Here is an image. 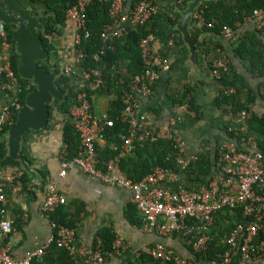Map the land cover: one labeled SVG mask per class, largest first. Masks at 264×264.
I'll return each instance as SVG.
<instances>
[{
	"label": "built area",
	"instance_id": "built-area-1",
	"mask_svg": "<svg viewBox=\"0 0 264 264\" xmlns=\"http://www.w3.org/2000/svg\"><path fill=\"white\" fill-rule=\"evenodd\" d=\"M96 1L108 5L109 22L102 27L98 37L101 45L91 42L86 27V10L93 0H77L65 12V18L73 26L75 35L69 61L59 63V69L62 76L74 86L75 97L69 116L78 135L79 148L73 157L68 156L66 147L61 150L57 178L65 177L68 170L75 167L103 185L129 190L131 202L141 214L143 230L161 236L178 235L195 254H202L206 250L215 217L224 210L232 212L241 208L242 221L228 233L226 249L218 262L197 261L194 264H232L234 259L237 264H260L264 260V155L252 140L245 144L235 139H226L218 146L217 175L198 188L188 190L179 184L178 173L198 160L196 154L186 153L185 142L176 134L179 118L173 117L165 127H160L142 111L143 103L153 97L154 85L171 68L170 58L159 45L160 39L155 32L150 31L140 41L142 71L120 88L121 110L116 119L126 127L118 136L120 153L110 159L104 169L99 168L97 141L103 138L107 129L113 127L114 120L108 112L96 115L92 110V99L95 92L104 87V81L100 69L85 65L89 57L86 48L95 50L90 57L93 62H98L107 49H112L115 41L124 38L129 31L145 26L157 15L159 0H142L134 7L126 6L122 0ZM198 7L193 18L204 27H212L211 23L205 22L203 11ZM244 21L253 25L264 42V9H254ZM2 25L0 23V134L14 124L18 112L15 109L22 89L11 68L12 46ZM220 34L229 43L236 39L232 29L227 26L222 27ZM44 39L55 49V35L52 32L44 34ZM176 40V36L171 35L163 44L173 47ZM54 53L57 56V49ZM227 71V57L215 49L210 61L209 76L218 85L215 91L217 99L233 93L231 88L221 84ZM261 94L264 98V88ZM110 101L111 106L112 99ZM251 116L249 110L236 112L231 125L227 127V133L239 137ZM158 140L170 142L178 172L155 168L141 181L133 182L117 171L120 154H131L135 143ZM3 168L0 164V216L5 213L6 184H11L22 175L19 170L4 175ZM161 183H169L171 187H163ZM56 185L55 180L48 181L39 207L41 215L50 222L51 227L49 237L41 246L28 251L21 258L15 257L8 242L13 232V223L8 219L0 221V264H32L52 246L65 250L72 264H105L99 239L90 247L78 246L73 229L51 221L56 209L65 204V198L59 194ZM115 241L117 247L123 246L121 240ZM141 253L166 263L190 264L162 244L146 246Z\"/></svg>",
	"mask_w": 264,
	"mask_h": 264
},
{
	"label": "crops",
	"instance_id": "crops-1",
	"mask_svg": "<svg viewBox=\"0 0 264 264\" xmlns=\"http://www.w3.org/2000/svg\"><path fill=\"white\" fill-rule=\"evenodd\" d=\"M122 1L126 6H130L132 3V0ZM182 1L159 0L158 2V13L153 20L155 22L154 32L160 39L159 45L164 50L170 51L169 56L166 55L170 58L171 68L154 85L153 97L143 103L142 111L151 120L156 121L160 127H165L173 117L179 118L180 123L175 131L185 142L186 153L197 156L208 155L213 164L211 174L213 178L218 174V146L222 141L228 139L225 135V128L227 131V127L231 125L235 116L230 105L221 108H217L215 105V91L218 85L209 76V64L214 57L215 49H219L227 57L230 64L227 71L229 78L237 76L242 80V84H237L240 102L247 103L251 114L261 117H264V98L261 94L264 88V76L263 78H253L248 63L236 58L231 51V47L236 41L242 39L246 33L255 31L251 23L244 21L242 24H238L233 30L236 39L233 43H229L221 35V38H214V35L205 33L204 26L200 25L192 15L191 20L187 23V34L190 39L188 42L179 31L177 24L181 21L182 13L191 2L184 7ZM35 16L42 25V32L43 24L40 22V16ZM175 20V24L171 26L170 21ZM52 33L55 35V49L58 51L55 60L58 64L69 61L71 43L75 35L73 26L66 19L64 24L58 25L56 31ZM171 35L176 36L177 40L173 47H168L163 42L166 37ZM219 41L223 49L217 46ZM203 45L208 46L210 51H206L204 54ZM214 46L216 48H213ZM262 49L264 50V45ZM186 89H189L190 95L183 99L182 95ZM231 89L235 93V90ZM99 96L104 97L103 105H99L98 96L95 94L92 99L93 112L96 115L104 112L109 113L110 100L113 97L108 94ZM190 98H192L195 108L193 110L189 106ZM52 102L49 108L53 107ZM55 111L53 118L48 119V124L44 129L36 132L28 131L23 135L19 155L23 157L26 168L19 160L14 159L19 166L15 164L2 165L4 175H9L17 170L22 172L19 178L14 179L11 184H6L5 213L0 216V221L8 219L13 223V232L8 238L13 255L21 258L28 251L41 246L49 237L50 222L41 215L39 207L43 202L48 181L55 180L59 194L65 198V204L62 206L70 213L75 212L77 208L80 212L73 229L75 243L78 246H92L93 242L99 239L100 230L106 227L111 229L115 240L123 242V246L117 247L115 241L112 253L104 257L105 264H138L137 259L142 249L154 244H162L172 249L181 259L190 264L197 262L190 248L178 235L161 236L143 230L141 225L135 226L130 223L126 216L128 206L133 205L129 190L103 185L75 167L68 170L65 177L57 178L60 171L59 155L64 147L67 149V146L62 135L64 117L59 114V111ZM8 130L0 134V142L4 140L5 145L7 144ZM246 130L247 127L240 137ZM248 140H252L257 145L256 134H251L238 143L246 144ZM104 145V138L97 141L98 148H103ZM116 150L120 153L119 147ZM6 152L8 155L7 145ZM120 157L121 154L118 160ZM116 169L119 172L118 162ZM180 173H178V179L182 186L185 184L200 185L199 182L186 181L184 176H180ZM160 185L171 187L169 183ZM262 194L264 195V188ZM219 214L215 217L213 226L216 219L220 220ZM138 215L141 218L139 212ZM219 223L222 224L223 220ZM226 237L227 235L223 239L224 244ZM200 262L207 263V261L201 260ZM52 264H63V262L60 258H55ZM260 264H264V260Z\"/></svg>",
	"mask_w": 264,
	"mask_h": 264
},
{
	"label": "trees",
	"instance_id": "trees-1",
	"mask_svg": "<svg viewBox=\"0 0 264 264\" xmlns=\"http://www.w3.org/2000/svg\"><path fill=\"white\" fill-rule=\"evenodd\" d=\"M27 1H30L31 4L38 5L42 11L41 16L38 14L35 15L40 16V22L43 24L41 40L42 47L48 53V60L39 63V65L43 67L46 72H51L55 75V86L60 91L64 92L62 102H52L53 107H50L49 119L51 120L53 118V113L55 110L59 111V114L64 117L62 135L64 143L67 146L68 156L73 157L77 154L79 148L78 135L75 133L73 126L71 125L69 116V110L74 102L75 97L74 86L62 76L58 66L47 64L50 60L56 61V54L54 53V47L45 41L44 34L54 32L56 31L58 25L64 24L66 20V10L75 4L77 0ZM140 1L142 0H132L130 7H134ZM191 1L192 0H183L182 5L185 7ZM176 7L178 8L179 6L177 5ZM198 8L202 9L205 22L212 24V27L210 28L204 27V32L214 35V38H221L220 32L222 27L227 26L230 27L232 31L235 30L236 26L238 24H242L244 19L250 16L254 9H264V0H212L202 2ZM153 20L154 18H152L151 21H149L145 26L131 30L124 38L115 41L113 43L112 49H107L104 56H102L98 62H93L90 57L95 50L88 47L86 48L89 57L87 58L85 65L100 69L104 81V87H101L95 92L96 96L108 94L113 97L109 112L110 117L114 120L113 127L107 129L104 133V147L98 148L96 146V150L99 154V168L101 169H104L105 164L110 159L114 158L115 155L119 154V152L116 150L119 147L118 136L126 129L125 125L116 119L121 110V105L119 102L120 88L124 83L130 80L131 77L139 74L142 71L139 44L140 41L150 31L154 32L155 22H153ZM108 22V5L93 0L86 10V27L90 32L92 43H99V45H101L98 39L99 33L102 27ZM175 22L176 20L170 21V25L173 26ZM2 27L7 31L8 41L12 46L10 62L11 68L22 87L21 92L19 93L18 107L15 109L17 112L21 107L24 106L27 94L34 91L35 86L32 85L30 81L21 79L17 74V54L14 50V42L11 39V32L15 26L3 24ZM165 39H167V37ZM263 45L264 42L262 38L256 31H253L246 33L242 39L236 41L231 47L232 54L236 58L248 63L249 70L251 71L253 78H263L264 76ZM217 46L223 49L220 41L217 43ZM213 48L216 47L214 46ZM202 51L205 54L206 51L209 52L210 49L208 46L203 45ZM165 53L169 56L170 51L165 50ZM229 66L230 64L228 63V67ZM227 73L223 75L221 84L224 87L233 88L235 93L221 99L216 98V107L221 108L222 106L224 107L230 105L232 113L242 110H249L247 103H241L238 99L239 86H237V84H242L241 78H237V76L229 78ZM187 95H190L189 89H186V92L183 93L182 98H186ZM189 106L192 110L195 109L192 98L189 100ZM15 120L16 118H14V122ZM6 130L8 129H4V131ZM251 134L257 135L258 148L264 155V117L252 114V117L247 123V130L242 134L241 137H234L232 134L227 133L225 128L226 138L235 139L238 142L245 140ZM114 147H116L115 150ZM0 164L3 166L9 164H15L19 166L17 162L7 155L4 140L0 142ZM118 168L120 173L124 174L133 182L141 181L147 175L151 174L155 168H161L164 170L169 169L174 172H178V167L174 161V150L170 142L165 140L135 143L131 154L121 156L119 158ZM212 168L213 164L208 155H198L197 162L192 164L185 171H182L180 176H184L186 181L189 180L190 182L194 183L199 182L200 185L194 186L193 184H185L184 188L189 190L206 184L212 179ZM79 213L80 212L78 208L75 212L70 213L63 206H60L52 214L51 221L58 225H63L70 229H74L75 223L78 221ZM126 216L132 225L142 226V220L139 217L134 205L128 206L126 210ZM219 216L220 220L216 219L215 225L209 231L210 241L206 250L202 254H195L190 249L197 261L201 260L204 262H218L226 249L223 239L237 223L242 221V210L241 208H237L232 212L229 210H224L220 212ZM221 220H223L222 224L219 223ZM98 238L101 242V250L104 257L110 255L114 249L113 244L115 242V237L111 232V229L107 227L102 228L98 233ZM95 244L96 242H93V245ZM55 258H60L63 264H72L67 252L62 249H57L55 246H52L44 254V256H42L37 261H34L32 264H52L53 259ZM137 260L138 264H172L169 262L166 263L154 260L143 253H140ZM232 264H237L236 259L233 260Z\"/></svg>",
	"mask_w": 264,
	"mask_h": 264
},
{
	"label": "water",
	"instance_id": "water-1",
	"mask_svg": "<svg viewBox=\"0 0 264 264\" xmlns=\"http://www.w3.org/2000/svg\"><path fill=\"white\" fill-rule=\"evenodd\" d=\"M205 1L212 0H192L177 24L179 31L188 42L190 39L187 34V23L197 6ZM0 23L15 26L11 32V39L17 54V74L21 79L30 81L35 86L34 91L27 94L24 106L18 110L15 123L7 133L8 156L24 165V159L19 155L23 135L28 131L36 132L47 126L49 105L53 100L62 102L64 92L55 86V75L46 72L39 65L47 60L48 53L42 47V25L37 21V17L22 8L15 0H0ZM24 167L26 168L25 165Z\"/></svg>",
	"mask_w": 264,
	"mask_h": 264
},
{
	"label": "rangeland",
	"instance_id": "rangeland-1",
	"mask_svg": "<svg viewBox=\"0 0 264 264\" xmlns=\"http://www.w3.org/2000/svg\"><path fill=\"white\" fill-rule=\"evenodd\" d=\"M20 6H23L24 8H27V9H29L30 10V12L32 13V15H34L35 16V14H38V15H42V11H41V9H40V7L38 6V5H36V4H31L30 3V1H27V0H15ZM47 60H48V57H47ZM46 60V61H47ZM55 63H57L56 61H49L47 64L48 65H56V66H58L59 67V64L57 63V64H55ZM103 100H104V97L103 96H98V103H99V105L100 104H102L103 105ZM55 112H57V111H55ZM228 126V125H227Z\"/></svg>",
	"mask_w": 264,
	"mask_h": 264
}]
</instances>
